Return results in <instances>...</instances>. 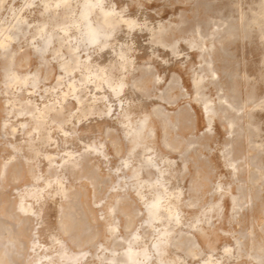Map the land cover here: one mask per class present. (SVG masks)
I'll return each mask as SVG.
<instances>
[{
    "label": "rangeland",
    "instance_id": "374dc122",
    "mask_svg": "<svg viewBox=\"0 0 264 264\" xmlns=\"http://www.w3.org/2000/svg\"><path fill=\"white\" fill-rule=\"evenodd\" d=\"M86 1L0 0V264H264V0Z\"/></svg>",
    "mask_w": 264,
    "mask_h": 264
},
{
    "label": "bare ground",
    "instance_id": "6f19581e",
    "mask_svg": "<svg viewBox=\"0 0 264 264\" xmlns=\"http://www.w3.org/2000/svg\"><path fill=\"white\" fill-rule=\"evenodd\" d=\"M71 0H57V4L68 7ZM72 8V7H71ZM91 16V18H89ZM92 16H94L98 21L94 22ZM74 19V18H73ZM72 19V20H73ZM74 21V20H73ZM75 22V21H74ZM77 22V21H76ZM115 18L111 15L110 11L106 10L105 8L100 7V4L96 0H88L83 4V10L80 14V19L77 22L78 23V30L81 34L82 41L86 42V45L88 44H95L98 39L105 38L104 36V30L106 29H112L116 25ZM18 24V23H17ZM15 27V26H14ZM42 33V32H41ZM79 34V35H80ZM104 36V37H103ZM80 37V36H79ZM80 37V38H81ZM85 45V46H86ZM95 46V45H94ZM4 45H2L1 48H3ZM2 50V49H1ZM41 53V51H40ZM42 60V58H41ZM41 63V62H40ZM68 63V62H67ZM65 66V64H64ZM11 73V72H10ZM6 75V74H5ZM10 75V74H9ZM94 75V74H93ZM91 76V75H90ZM36 77V76H35ZM11 79V78H10ZM14 80V77L12 78ZM3 80V78H2ZM17 80V79H15ZM93 80V79H92ZM36 81V80H35ZM11 83V82H10ZM119 85V84H118ZM71 86V84L69 85ZM73 86V85H72ZM119 88V87H118ZM74 89V88H72ZM144 116V115H143ZM142 116V118H143ZM153 117V116H152ZM143 121V120H142ZM145 122V119L144 121ZM136 124V123H134ZM133 124V125H134ZM139 124V123H138ZM141 125V124H140ZM146 127V126H145ZM132 128H135L132 126ZM142 128V127H141ZM138 129V128H136ZM150 129V128H149ZM148 129V130H149ZM137 130V132H140ZM143 130V129H142ZM132 132V131H131ZM148 132V131H147ZM133 133V132H132ZM135 134V133H134ZM140 134V133H139ZM138 134V135H139ZM132 135V134H131ZM136 135V134H135ZM137 136V135H136ZM142 137V136H141ZM154 137V136H153ZM146 138V137H145ZM154 139V138H153ZM151 140V139H150ZM140 146V145H139ZM147 183V182H146ZM162 208V204L160 200L155 201L150 207H147V213L150 217V220L153 221L159 220L161 218V214L157 215L158 211ZM169 212V211H167ZM169 215V214H167ZM151 224V223H150ZM168 237V236H167ZM157 249V246H156ZM134 253H131V255ZM161 254V253H160ZM144 256V254H143ZM157 256V255H156ZM132 259L134 257H131ZM172 264V263H171Z\"/></svg>",
    "mask_w": 264,
    "mask_h": 264
}]
</instances>
